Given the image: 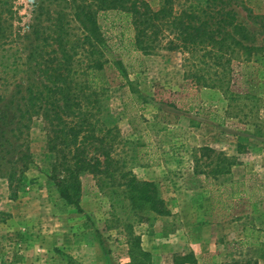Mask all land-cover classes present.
Returning a JSON list of instances; mask_svg holds the SVG:
<instances>
[{
  "label": "rangeland",
  "instance_id": "rangeland-1",
  "mask_svg": "<svg viewBox=\"0 0 264 264\" xmlns=\"http://www.w3.org/2000/svg\"><path fill=\"white\" fill-rule=\"evenodd\" d=\"M33 1L15 0L21 17L16 31L26 29ZM245 5L246 11L232 7L243 26L239 37L264 48V0H245ZM99 22L109 25L103 17ZM131 36L130 30L124 31L122 55L138 93L132 96L129 89L114 87L108 112L111 125L119 129V157L139 181L155 185L168 216L143 221L147 214L131 209L123 188L106 182L97 186L92 175L80 177L78 205L65 203L51 181L46 125L35 120L30 131L32 164L22 181L0 178V264H151L142 237L162 225L166 232L177 224L183 230L182 221L191 225L188 230L198 224L205 236L209 230L210 236H217L215 248L201 252V263L264 264V54L251 65L239 62L241 56L232 63L230 92L224 95L193 89L185 80L190 66L184 55H143L131 50ZM22 47L17 40L0 46V60L5 55L9 60L4 64L11 65L10 55ZM231 94L240 99L230 102ZM189 105L195 108L192 113L185 112ZM218 162L236 165L227 175L195 173H207ZM224 224L235 234L230 242L225 241L229 228ZM242 230L244 238L239 240ZM256 236L263 250L259 259L253 254ZM194 261L192 253L174 256L170 264Z\"/></svg>",
  "mask_w": 264,
  "mask_h": 264
},
{
  "label": "trees",
  "instance_id": "trees-1",
  "mask_svg": "<svg viewBox=\"0 0 264 264\" xmlns=\"http://www.w3.org/2000/svg\"><path fill=\"white\" fill-rule=\"evenodd\" d=\"M233 6L247 10L245 0H34L26 29L16 31L21 17L15 0H0V46L16 40L23 46L10 55L11 65L4 64L5 55L0 60V178L22 181L32 164L31 127L41 120L51 181L65 203L78 205L80 177L92 175L97 186L123 188L131 209L147 214L143 221L168 216L155 185L139 181L117 153L120 134L111 125L108 96L114 87L138 93L122 55L124 31L132 32V51L184 55L190 66L185 80L196 91L227 95L232 63L241 56L239 62L251 65L264 54L239 37L243 26ZM194 110L189 105L185 112ZM235 165L218 162L207 173H195L227 175Z\"/></svg>",
  "mask_w": 264,
  "mask_h": 264
},
{
  "label": "crops",
  "instance_id": "crops-1",
  "mask_svg": "<svg viewBox=\"0 0 264 264\" xmlns=\"http://www.w3.org/2000/svg\"><path fill=\"white\" fill-rule=\"evenodd\" d=\"M181 212H185L184 209H181ZM182 222L183 230L178 229V227L182 228V226L177 224L175 227H173L175 228L174 230H169L166 232L163 231L164 226L162 225V229L160 226L154 227L147 232V235L142 237V248L150 255L151 264H161L165 258L169 259L167 264H170V261H172L174 256H185L192 253H194V257L198 261H194L189 264H203L200 262L201 252L206 250L205 247H207V249L210 251L212 247L215 248L217 245V236H210L212 233L211 230H209L210 234L205 236V232L203 231L204 228L201 229L198 224L194 225V227H191L188 230L191 225H188L186 221ZM160 223L161 221H159V224ZM224 228H229L226 232L225 241L230 242L233 240V236H235V234L228 224H224ZM243 230L241 231L240 236L236 237L239 238V240H243L244 238ZM190 233L193 234L191 235ZM256 241L257 243H255L254 246L257 249L253 251V254L255 258L259 259L260 256H263V250L260 248L258 249L260 246L258 236H256Z\"/></svg>",
  "mask_w": 264,
  "mask_h": 264
}]
</instances>
